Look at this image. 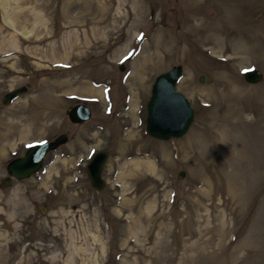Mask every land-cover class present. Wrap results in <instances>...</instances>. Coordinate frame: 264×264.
Masks as SVG:
<instances>
[{"label": "rangeland", "instance_id": "374dc122", "mask_svg": "<svg viewBox=\"0 0 264 264\" xmlns=\"http://www.w3.org/2000/svg\"><path fill=\"white\" fill-rule=\"evenodd\" d=\"M175 64L194 119L163 140L146 101ZM60 133L37 172L0 183V264H264V0H0V180Z\"/></svg>", "mask_w": 264, "mask_h": 264}, {"label": "water", "instance_id": "95a60500", "mask_svg": "<svg viewBox=\"0 0 264 264\" xmlns=\"http://www.w3.org/2000/svg\"><path fill=\"white\" fill-rule=\"evenodd\" d=\"M120 68L123 69V64H120ZM182 69V64H175L158 73L151 84L145 115V131L151 137L163 140L180 137L186 133L194 119V109L189 99L176 88ZM242 73L245 80L249 82H256L263 77V72L255 67L245 68ZM204 79L205 76L201 75L200 80ZM26 90L27 84L8 90L4 93L2 102L8 103ZM67 114L71 121L81 122L88 119L91 112L84 102H78L67 110ZM67 139V133H60L53 139L33 142L22 155L7 162V175L0 180L1 185L9 186L13 178H26L37 172L46 153L56 149ZM107 156L108 151L100 149L93 154L86 166L90 183L97 190L101 189L105 183L102 169ZM183 173L182 170L179 171L178 176H182Z\"/></svg>", "mask_w": 264, "mask_h": 264}, {"label": "bare ground", "instance_id": "6f19581e", "mask_svg": "<svg viewBox=\"0 0 264 264\" xmlns=\"http://www.w3.org/2000/svg\"><path fill=\"white\" fill-rule=\"evenodd\" d=\"M18 126H19V125H18ZM18 126H17V127H18ZM6 128H7V127H6ZM10 129H11V128H10ZM26 129H27V128H26ZM27 130H28V129H27ZM24 131H25V130H24ZM24 131H23V133H24ZM28 131H29V130H28ZM5 132H7V131H5ZM19 133H20V132H19ZM38 133H39V132H38ZM19 135H20V134H19ZM27 136H28V135H27ZM7 137H8V135H7ZM9 141H10V140H9ZM9 143H10V142H9ZM11 145H12V144H11ZM4 148H5V147H4ZM8 148H9V147H8ZM2 149H3V148H2ZM5 150H6V149H5ZM5 150H4V151H5ZM138 165H139V164H138ZM141 165H142V164H141ZM147 165H149V164H147ZM151 170H153V169H151Z\"/></svg>", "mask_w": 264, "mask_h": 264}, {"label": "flooded vegetation", "instance_id": "af4514ba", "mask_svg": "<svg viewBox=\"0 0 264 264\" xmlns=\"http://www.w3.org/2000/svg\"><path fill=\"white\" fill-rule=\"evenodd\" d=\"M81 122H83V121H81Z\"/></svg>", "mask_w": 264, "mask_h": 264}]
</instances>
